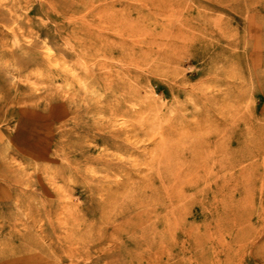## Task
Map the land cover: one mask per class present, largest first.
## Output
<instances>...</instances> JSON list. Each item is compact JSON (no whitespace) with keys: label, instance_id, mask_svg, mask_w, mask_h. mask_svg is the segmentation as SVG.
Masks as SVG:
<instances>
[{"label":"rangeland","instance_id":"rangeland-1","mask_svg":"<svg viewBox=\"0 0 264 264\" xmlns=\"http://www.w3.org/2000/svg\"><path fill=\"white\" fill-rule=\"evenodd\" d=\"M0 264H264V0H0Z\"/></svg>","mask_w":264,"mask_h":264},{"label":"bare ground","instance_id":"bare-ground-1","mask_svg":"<svg viewBox=\"0 0 264 264\" xmlns=\"http://www.w3.org/2000/svg\"><path fill=\"white\" fill-rule=\"evenodd\" d=\"M89 62V61H88ZM108 75H109V73H107ZM95 100V99H94ZM117 100V101H116ZM96 101V100H95ZM95 101H93L94 102V104H93V106H96L97 104H98V100H97V102H95ZM99 103H101L102 104V107L103 108H105L108 112H110V114H111V116H113L114 114L116 115V113H117V105H118V103H119V101H118V98L116 99V97H113V96H110V97H108V98H103L101 101H99ZM77 155V154H76ZM252 154H250V156H251ZM246 157V156H245ZM245 157H243V159L242 158H240L236 163V166H238V165H240V164H242V162H244L243 160H245L246 158ZM232 166H234L233 165V163H232ZM239 170V169H238ZM211 184V183H210ZM190 187H193V186H196V184L195 185H193V183H192V185H191V183H190V185H189ZM200 187V186H199ZM250 188V187H249ZM246 189V188H245ZM233 191V190H232ZM242 192V191H241ZM248 192V191H247ZM182 194V193H181ZM242 194V193H241ZM240 194V195H241ZM190 195V194H189ZM184 196V195H183ZM183 198V197H182ZM244 198H246V197H244ZM247 199V198H246ZM244 201V200H243ZM246 201V200H245ZM241 201H237V202H234V204L232 205V209L230 210V213L232 214V216L234 217V219H235V221L237 220V219H239V216H240V214H242V210H241V208H240V203ZM231 207V206H230ZM215 211H216V208H215ZM225 212V209L223 210V211H221V213L220 214H218L219 215V220L220 219H222L223 218V216H224V213ZM131 219V218H130ZM126 220V219H125ZM127 221H129L128 219H127ZM217 222V221H216ZM215 223V222H214ZM121 224V223H120ZM122 225V224H121ZM120 225V226H121ZM220 225V221L218 222V224L217 225H215V226H211V225H208L207 227L208 228H210V227H212V228H216V227H218ZM207 228V229H208ZM109 233V232H108ZM107 236V235H106ZM101 238V237H100ZM235 240H237V238L234 236V237H232L231 238V241L230 242H233V241H235ZM51 243H53V242H51ZM100 243V242H99ZM95 246V245H94ZM97 247H101V246H97ZM96 247V248H97ZM48 248V247H47ZM50 249V248H49ZM87 257V256H86ZM91 257V256H90ZM88 259V258H87ZM122 260H124V259H122Z\"/></svg>","mask_w":264,"mask_h":264}]
</instances>
